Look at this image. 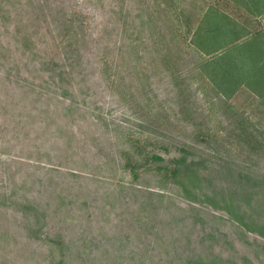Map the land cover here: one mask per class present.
Wrapping results in <instances>:
<instances>
[{"label": "rangeland", "instance_id": "obj_1", "mask_svg": "<svg viewBox=\"0 0 264 264\" xmlns=\"http://www.w3.org/2000/svg\"><path fill=\"white\" fill-rule=\"evenodd\" d=\"M33 1L0 0V264H264V237L206 200L264 223V97H222L190 43L208 8L245 38L264 13L234 0ZM58 12L81 56L68 97L42 70L65 63ZM139 144L169 165L189 144L198 200L155 169L135 180L124 151Z\"/></svg>", "mask_w": 264, "mask_h": 264}, {"label": "trees", "instance_id": "obj_2", "mask_svg": "<svg viewBox=\"0 0 264 264\" xmlns=\"http://www.w3.org/2000/svg\"><path fill=\"white\" fill-rule=\"evenodd\" d=\"M234 1L253 15L264 13V0ZM25 2L33 4L34 1L25 0ZM46 3L37 1L33 6V11H43L47 7L44 6ZM2 10L0 3V12ZM22 10H27V8L24 7ZM61 18V14L58 12V15H55L52 21L60 23L57 28L61 26V30L62 25L68 26L65 27L64 33H58L61 36L63 34L60 40L61 43L67 40L64 35H71L68 44L64 45L65 54L63 59L65 63H60L55 58H51L42 61V70L50 72V79L53 80L54 84L58 85V87L63 86L61 95L68 97V95L74 96L76 93L72 90L71 75L81 65V56L75 42L71 40L76 32L72 22L70 21L69 24ZM249 33L248 28L244 24L224 14L220 9L211 7L204 12L190 38V43L201 57L200 68L205 72L219 94L226 99H231L242 86L249 88L256 96L264 97V30L245 38ZM22 41L23 44L29 46L32 41L31 36L26 35ZM19 42L21 41L19 40ZM66 83L70 87L64 85ZM138 146L135 149L137 155L130 151H124V167L130 171L135 180L140 178L142 174L141 168H145L143 170L155 169L165 179L181 185L189 198L198 200V197H195L189 191L186 182V178L188 179L191 173L196 176L198 171L197 164L199 163L195 159H190L192 152L189 144L182 146L185 152L174 165L161 163L165 161V157L157 151H150L146 149L145 145L139 144ZM206 196V200L213 203L216 208L227 210L235 221L248 231L258 232L264 237V223L260 225L261 227L254 225V222L250 223L249 214L247 216V211L243 210L241 204L236 206L231 201L223 200L225 202L223 205L215 201L210 195ZM199 200L202 201V197Z\"/></svg>", "mask_w": 264, "mask_h": 264}]
</instances>
